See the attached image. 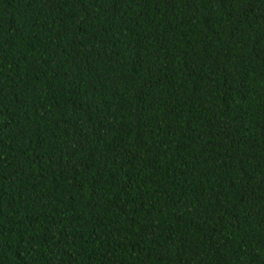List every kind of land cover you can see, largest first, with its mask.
Instances as JSON below:
<instances>
[{"label":"trees","instance_id":"trees-1","mask_svg":"<svg viewBox=\"0 0 264 264\" xmlns=\"http://www.w3.org/2000/svg\"><path fill=\"white\" fill-rule=\"evenodd\" d=\"M0 264H264V0H0Z\"/></svg>","mask_w":264,"mask_h":264}]
</instances>
